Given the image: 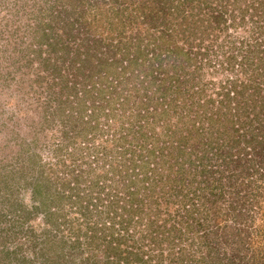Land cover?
<instances>
[{"label": "trees", "instance_id": "trees-1", "mask_svg": "<svg viewBox=\"0 0 264 264\" xmlns=\"http://www.w3.org/2000/svg\"><path fill=\"white\" fill-rule=\"evenodd\" d=\"M68 1L72 5L67 16L82 27V32L76 34L78 43L73 50L66 52L73 53L69 60L71 68L83 70L82 79L74 78L71 85H66L71 90L68 96L76 98L81 89L87 93L93 99L91 107L97 117L89 114V119L83 121L85 129L92 120L105 116L114 125V135L99 143H95L96 135H82L81 139L68 143L73 145L72 149L57 145L61 156L57 154L54 162L41 164L37 152L26 156L28 161L22 162L16 171L23 172L29 162L32 170L39 171L37 177H31L24 185L29 190L30 205L17 196L20 183H10L1 177L0 203L10 223L7 229L17 228L24 218L38 212L52 219L53 228L56 227L53 229L56 233L51 230L50 235L48 227H43L44 237L36 230L29 231L33 237L30 246L33 257L25 255L19 258L20 262L33 264L34 258H38V264H216L222 259L218 249L205 240L197 241L196 246L197 236L190 234L200 228H204L207 236L217 233L218 223L209 227L211 213L213 218L224 213L221 225L224 230L228 227L227 219L240 216L247 221L246 213L250 220L258 215L263 220L259 228H264V0H196L195 11V0ZM166 14L179 21L170 20ZM247 22L257 29L252 48L244 53L240 49L241 59L231 50H224L226 55L219 59L220 65L225 64L224 68L231 70L234 61L240 60L239 71L246 74L229 76L218 84V105L213 112L202 111L193 119L187 115L184 121L185 127L192 124L187 126L188 131L209 130L207 135H178L166 139L167 142L163 139L164 143L157 146L158 135H147L148 128L142 130V124L136 126L132 121L135 116L132 110L126 112L123 105L130 95L126 93L120 102L113 100L117 86L122 90L143 88L138 100L153 101L150 110L154 114L167 112L165 102L168 104L170 100L166 94L155 93L179 89L175 84L181 72L185 73L194 62L198 51L177 46L173 57L162 50L165 41L178 39L179 32L188 41L195 28L211 34L223 23H227L228 30L230 25L237 27ZM63 29H67L69 38H76L72 24ZM231 35L232 32L227 36L233 37V42H243L239 35ZM207 52L206 49L204 54ZM135 66L143 68V76L141 70L135 72ZM248 68L252 70L249 73ZM148 70L163 76L162 82L146 93L149 86L143 83ZM188 78L182 77L186 89L194 85L196 91L203 92L198 81L187 86ZM165 79L169 83L162 86ZM151 80L147 83L155 82ZM115 96L118 100L120 93ZM202 102L205 105L214 100ZM135 112L140 115L142 111ZM140 116L144 117L143 113ZM206 120L208 127H203ZM167 127L172 132L177 125ZM193 136L197 142L187 148ZM109 141H114L110 147ZM46 164L44 168L42 165ZM242 172L247 176L245 182L241 181L246 191L238 190L227 206L217 205L218 200L229 197L227 193L234 187L231 180L240 179ZM70 212L78 216L69 217ZM60 224L72 234L58 236ZM245 224V233L255 226ZM182 241H186L190 250L183 246L177 253L174 245ZM202 247L206 252L203 253ZM256 251L264 259V248Z\"/></svg>", "mask_w": 264, "mask_h": 264}, {"label": "rangeland", "instance_id": "rangeland-1", "mask_svg": "<svg viewBox=\"0 0 264 264\" xmlns=\"http://www.w3.org/2000/svg\"><path fill=\"white\" fill-rule=\"evenodd\" d=\"M196 2V0L193 1L195 5L193 11L197 9ZM71 5L72 2L68 0H0V179L3 177L7 178L10 183H20L19 195L17 196L22 197L27 205L31 204V199L28 193L29 190L24 188V185L31 177H37L39 171L32 170L30 162L24 167L23 172L16 171L22 162L28 161L26 156L32 152H37L40 155L41 164L46 161L54 162L57 154L61 156L57 145L64 144L67 149H72L73 145L68 143L73 142L71 139H81L82 135H96L95 143L105 141L106 138L114 135V125L105 116H99L97 119L92 120L85 129L86 123L83 121L89 119V114L92 118L97 117L95 116L97 112L91 107L93 99L88 97L87 93H84L81 89L82 92H78L76 98L73 99L68 96L71 90L66 85H71L74 78L77 81L82 79L80 73H83V70L81 72V70L76 71L71 68L69 60L73 57V53L66 52L67 49L73 50L78 43L76 34L82 32V27L72 23V20L67 16V14H70L68 12ZM86 8L89 9V5H86ZM166 17L172 21H179L177 18L172 19V16L167 14ZM70 24L74 29L72 34L76 38H69L67 29H63L68 28ZM226 24L223 23L222 27H219L220 29L210 31L211 34L201 33L195 28V34L191 33L188 41L182 39L181 32L178 34V39L173 38L170 42L165 41L162 50L165 54L168 52L173 57L176 55L177 46L182 47V49L189 46L192 49L191 51H198L192 59L194 62L187 66L185 73L181 72L179 82L175 84L179 89L170 88L168 91L165 90L166 93H155V95L166 94V98L170 100L168 104L165 102V105L168 106L167 112L154 114L150 110L153 101L142 98L141 101L143 102L141 103L138 99L141 98L140 93L143 88L139 90H122L120 86H117L115 88L116 92L112 93L113 100L117 102H120L126 93L130 95L123 105L127 108L126 112L132 110L131 112L135 115L132 121L136 126L139 123L142 124V130L148 128L149 133L147 135H158L159 140H155L157 146L167 142L166 139H173L178 135H207L209 130L197 132L193 129L188 131L187 126L189 128L192 124L188 123L186 127L184 126L187 115L193 119L199 117L202 111L213 112L215 106L218 105V84L223 83L229 76L237 74L243 76V74H246L239 71L241 67L240 60L234 61V70H231L230 67L224 68L225 64L220 65L219 59L226 55L223 53L224 50H231L237 56V59H241L238 57L243 55L245 49L252 48L251 46L255 41L253 37L256 36L257 29L253 28L250 22H247L237 27L230 25L226 30ZM181 27H184V25ZM176 28L179 27L176 26ZM222 28L224 30H221ZM230 32H232L231 36L235 34L240 36L243 41H240L242 45L233 42L232 40L235 41L233 37L228 39L227 35ZM214 33L217 35L216 37L213 36ZM73 41L75 42L73 43ZM166 43H170V45ZM166 48L169 51H166ZM206 49L208 52L204 54ZM240 49L243 50L242 53L239 52ZM157 50H160V48ZM178 58H182L181 55ZM135 68V72L141 70L140 75H144V73L142 74L143 68L140 66H135ZM148 71V75L145 77L146 82L143 83V85L147 84L149 86L148 91H144L146 93L154 90L162 82L161 78L163 76L157 72ZM251 71L248 68V73ZM182 77H189L190 80L187 82V86L190 82L198 81V84L203 88V92L196 91L194 85L186 89ZM140 78L141 76H139ZM151 79H154L155 82L147 83ZM163 82L162 86H166L169 80L165 79ZM137 83L140 86V83ZM137 83L136 85H138ZM129 88H131V85H129ZM117 93H120L118 100L115 99ZM210 98L214 102L202 104V101ZM145 106H147V110ZM137 110H141L144 117L140 116L141 113L140 115L136 114L135 111ZM156 118H158L157 121ZM175 123L178 128L176 127L172 132L166 130L168 124L174 125ZM208 123L209 121H204L203 127H208ZM195 125H197V122ZM115 134L118 135L119 132ZM127 135H130L129 138L134 140L131 134L127 133ZM196 139L197 137H191L187 148L192 147L197 142ZM113 142L109 141L107 145L110 147ZM244 162L246 164L247 159ZM42 166L46 168L48 165ZM246 179L247 176L243 175V172L240 179H232L234 187L231 193H227L226 197H229L218 200L217 205L227 206L228 202L234 197L233 195L240 189L244 193L246 187H242L241 181L245 182ZM120 186L121 183H118V187ZM118 195H122V193L119 192ZM262 201L264 203V199ZM208 205L210 206L209 203ZM242 208H245V206H242ZM236 212H233L234 216ZM5 213L7 212L3 209V204L0 203V264H23L20 262L22 257H25V255L33 257L31 256L30 247L33 237H30L29 231L34 232L36 230L38 235L42 236L44 228L47 226L49 230L47 233L50 235L51 230L53 231L56 227L53 228L52 219H49L43 212H38L24 218L17 228L7 229L10 223ZM72 215L78 216L76 213H68L69 217H72ZM211 215L213 214L211 213ZM211 215V220L208 222L209 227H213L214 223H218L220 228H218L217 233H213L214 235L209 234V236L205 235L204 228H200L199 232L190 231V234L194 233L197 236L196 246H198L197 241L211 242V245L218 249V255L220 253L222 258L220 259L221 262L218 261L216 264L263 263L262 255L256 253L259 247L264 248V228L262 230L259 228L263 224V220L257 217L258 215L250 220L246 213L244 218H248V220L245 222L240 219V216L227 219V230L221 228L224 222V213L214 218ZM245 223H253L255 226L252 227V230H249L250 232L245 233L243 230ZM56 224H59V222L57 221ZM228 231L230 235H228ZM53 233L56 232L53 231ZM57 233L58 236L61 233L65 236L72 234L64 229L61 224ZM214 237L217 238V241H212ZM176 244L173 249L177 253L180 252L179 248L183 246L190 250L186 241L176 242ZM202 248L203 253L206 252L207 249ZM197 253L198 251H196V256L199 255ZM39 262L40 259L34 258L33 264ZM194 264L199 263L195 262Z\"/></svg>", "mask_w": 264, "mask_h": 264}]
</instances>
